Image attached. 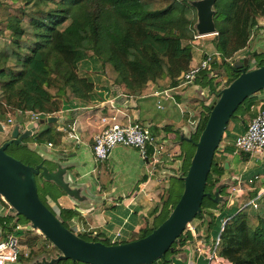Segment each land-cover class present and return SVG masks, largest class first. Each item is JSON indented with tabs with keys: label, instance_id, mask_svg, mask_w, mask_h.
Returning a JSON list of instances; mask_svg holds the SVG:
<instances>
[{
	"label": "trees",
	"instance_id": "trees-1",
	"mask_svg": "<svg viewBox=\"0 0 264 264\" xmlns=\"http://www.w3.org/2000/svg\"><path fill=\"white\" fill-rule=\"evenodd\" d=\"M192 1L0 0V121L4 122L12 111H34L47 116L58 113L74 99L90 101L94 82L88 75L79 74V67L87 65L89 61L97 64L107 81L134 95L148 94L152 87L167 89L177 86L193 58L192 46L184 44V41L193 40L197 35V12ZM214 10L217 34L212 43L223 61L219 62L216 58L211 70L199 74L196 84L209 88L210 95H215L216 99L210 105L202 101L198 103L203 108L198 129L191 134V140L181 143L179 158L183 160V176L188 172L196 151L195 143L220 93L212 74L218 69L226 72L223 87L240 76L241 70L229 59L248 46L257 20L264 19V0H216ZM250 56L255 59L257 68L264 66V53L255 51ZM250 69L249 65L246 70ZM258 102L256 95L246 98L228 122L225 134L234 130L236 119L247 128L256 113ZM35 138L43 144L57 141L59 135L52 129H46ZM186 142L191 148L184 146ZM10 147L16 145H9L7 153ZM217 152L208 174L201 213L196 218L202 219L207 238L220 236L218 253L221 257L232 264H264V211L262 214L249 213L247 204L251 193L248 185L235 207L219 209L220 202L215 198L217 193L225 196L228 186H219L224 180L227 160L218 157ZM241 156L245 161L249 159L247 154L241 153ZM37 160L36 164L43 162L40 158ZM183 191L184 180L173 176L169 187L163 190L160 202L150 217L145 218L140 231L132 232L130 238L122 243L137 241L151 234L169 217ZM63 193L55 184L38 182L41 201L65 227L86 241L119 244L111 243L95 231L76 232L70 223L79 212L58 203ZM50 200L56 203V207L50 204ZM217 210L220 211L219 215L215 214ZM154 215L152 229L150 218ZM21 219L28 222L22 215L2 218L4 234L13 232L9 229H14ZM11 222L15 225L8 229ZM23 232L18 230L16 233L21 235ZM190 238L192 234L185 231L179 245H184ZM36 243V238L28 240L31 259L48 248V245L37 247ZM177 245H173L175 250L172 254L178 252ZM59 254L55 253L56 257ZM170 254L166 253V259L154 263L169 264ZM68 262L71 261L61 260L57 264ZM208 263L206 259L201 262Z\"/></svg>",
	"mask_w": 264,
	"mask_h": 264
},
{
	"label": "crops",
	"instance_id": "crops-1",
	"mask_svg": "<svg viewBox=\"0 0 264 264\" xmlns=\"http://www.w3.org/2000/svg\"><path fill=\"white\" fill-rule=\"evenodd\" d=\"M214 36L206 38L209 39L208 43L203 40V37L206 36L193 41L191 66L198 64L205 53L211 52L212 49L215 50L212 43ZM255 51L264 53V19L262 18L257 20V26L248 46L238 53L237 58L250 56ZM250 60L252 59L250 58ZM253 60L254 65L249 61L252 69L256 68L255 59ZM205 90L207 88H203L195 82L183 87L175 86L167 89L152 87L148 94L134 95L105 81L100 88L95 86L90 101L74 99L58 113L51 114V116H56L58 121L46 122L40 126L38 133L52 129L59 135V138L55 142L43 143L44 150L40 149V152L43 157L47 158L44 160V164L50 171L57 170L56 161L63 166H68L67 180L70 179L73 186L80 189L82 197H87L86 201L80 202L59 187L64 193L59 196L58 203L64 208H72L79 212V215L70 223L72 228L80 233L95 231L102 238L116 240L118 243L128 240L132 232L140 231L145 218L150 217L155 206L160 202L163 190L170 183L173 176L169 177V175L175 173L173 167L181 161L179 158L181 134L189 137L191 133H194L193 122L200 118L203 109L201 105L199 106V101L206 105H209L211 101V96L207 95ZM164 91H168L170 96L156 95V92ZM257 93L255 95L259 102L256 109L264 103V92ZM109 99H112L115 107H111ZM113 116L123 122L139 121L144 123L150 127L154 134L161 137L167 148V153L163 154L161 162L157 164L151 160L148 162L141 157L138 150L119 145L112 150L107 161L97 163L93 154L94 136L103 127L102 117ZM10 117L13 118L14 123L5 126L6 134L2 136L1 143L10 139V133L16 123L24 124L31 120L18 113ZM7 118L8 116L6 120ZM6 120L1 122L5 123ZM238 122L239 120L236 121L234 130L226 133L230 140L220 149L221 154L217 152V156L226 158L229 169H233L235 172L238 171V168H242V171L238 173L239 177L255 178L256 187L264 188V156H251L245 161L241 154L235 153L233 150L234 139L246 129L245 126L239 128ZM69 125H73V131ZM49 143H52L53 146H48ZM230 153H235L231 154L233 157L237 154L240 162L234 164L228 161L227 157ZM262 199H264V195ZM51 203L56 207L55 202L51 201ZM233 207L235 205L229 206L226 202L223 209L229 210ZM215 214L219 215L220 211H215ZM9 215L15 216L13 208H10L0 195V220ZM17 224L21 225L20 222ZM13 225L15 224L12 222L8 223L7 228L9 229ZM9 230L15 231V229ZM198 230L200 231V228ZM23 231L19 235L21 240L26 230ZM118 231L120 236H117ZM191 234L192 237L197 235ZM5 236L0 221V240ZM213 239L214 236H210L209 239L203 237L202 240L208 246ZM198 245L199 243L196 244V248ZM179 249L169 264H201L202 260L206 259L205 255L196 254L191 246L183 245ZM31 257L22 258L16 264H30L35 259H31ZM67 264L72 263L68 262Z\"/></svg>",
	"mask_w": 264,
	"mask_h": 264
},
{
	"label": "water",
	"instance_id": "water-1",
	"mask_svg": "<svg viewBox=\"0 0 264 264\" xmlns=\"http://www.w3.org/2000/svg\"><path fill=\"white\" fill-rule=\"evenodd\" d=\"M215 2L216 0L192 1L197 12L195 29L200 36L217 34L214 21ZM249 61L250 56L236 60L233 65L241 70L240 76L230 85L219 89L220 93L217 95V101L210 112L206 126L195 143L196 151L187 174L181 175L183 173V160H181L173 167L175 173L169 175V177L177 176L184 180L181 199L169 217L155 229L153 228L156 215L152 216L150 227L153 232L137 241L116 245H106L102 241L90 242L65 227L56 214L41 201L38 194V182L42 183L44 180L53 182L69 196L80 202L86 201L87 197L81 196L80 189L73 186L70 179L67 180L68 166H63L56 161L57 170L50 171L44 163L31 166L6 152L9 145H18L23 138L37 135L41 125L46 122H57L58 118L49 116L39 120H30L24 124L16 123L10 133V139L0 145V195L16 210L17 215L28 219L33 225H30L31 228L43 234L60 253L57 257L51 256L50 258L42 254L30 264H57L61 260H70L72 264L76 262L154 264L159 259H166V253H173L175 250L173 245L181 242L182 233L201 213L208 174L225 135L228 122L246 98L264 91V66L247 71ZM199 121L200 118L195 124L194 132L198 129ZM0 133H6V128L1 121ZM190 136L186 137L181 134L179 142L191 140ZM38 153L42 155L40 149ZM44 160L47 158L44 157ZM225 167L229 168L228 162L225 163ZM232 183L229 184L223 180L219 186L229 187ZM215 200L220 202L219 209H221L227 201V196H220L217 193ZM49 202L51 204V201ZM174 255L172 254L168 260L171 261Z\"/></svg>",
	"mask_w": 264,
	"mask_h": 264
},
{
	"label": "built area",
	"instance_id": "built-area-1",
	"mask_svg": "<svg viewBox=\"0 0 264 264\" xmlns=\"http://www.w3.org/2000/svg\"><path fill=\"white\" fill-rule=\"evenodd\" d=\"M195 37L200 38L202 36L196 35ZM216 55H218L217 52L205 53L203 59L198 64L190 66V68L182 75L177 86L183 87L195 83L201 72L211 70L212 62L217 58ZM156 95L170 96L168 91L156 92ZM108 102L111 107H115L112 99H109ZM16 113L26 116L31 120H39L44 117L43 113H37L34 111H18ZM102 122L103 127L94 136L93 143V154L97 163L107 161L112 150L119 145L138 150L144 160H147L148 162L151 160L154 164L161 162L163 154L167 153L165 141L158 135L154 134L150 127L144 123L139 121L123 122L115 116L110 118L102 117ZM196 122L197 121H194L193 124L195 125ZM13 123V118L8 115L6 122L3 124L6 126ZM69 128H71V131L74 130L73 125H69ZM73 136L76 137V135ZM48 146L52 147L53 145L52 143H49ZM233 146L235 152L247 154L249 157L256 155L264 156V103L256 109V113L245 131L234 139ZM236 179V182L228 188L227 204L229 206H236L246 190V185H248L252 196L247 206L249 208L258 209L260 205L259 199H262L264 195V188L256 187L255 178L245 179L238 177ZM3 200L10 208H12L5 199ZM225 222L226 219L222 222L223 227ZM14 229V232L7 234L0 240V264H16L22 258L28 259L31 256V248L24 246L21 243L20 236L16 233L18 230H25V227L17 224ZM186 230V232L196 234V230L191 223L187 226ZM76 232L80 233V231L77 230ZM117 236H120L119 231L117 232ZM202 239H200V243L196 250L199 255H205L206 260L209 262L208 264H232L221 257L218 253L220 248V236L215 237L208 246L205 245V242ZM47 245L48 247L50 245L53 246L50 241Z\"/></svg>",
	"mask_w": 264,
	"mask_h": 264
},
{
	"label": "rangeland",
	"instance_id": "rangeland-1",
	"mask_svg": "<svg viewBox=\"0 0 264 264\" xmlns=\"http://www.w3.org/2000/svg\"><path fill=\"white\" fill-rule=\"evenodd\" d=\"M6 1L7 2H10V0H6ZM209 36L203 37L204 38L203 40L206 42L207 40H209V39H206V38H212V36H214V35H209ZM197 39L200 40L198 37H195L193 40H190V41L189 40H186V41H184V44L185 45L186 44H190L191 46H193V44H194L193 41L194 40H197ZM207 43H208V41H207ZM210 47L211 46H209V48ZM214 52H216V50H213L212 49V51L210 53H214ZM237 55H238V53L235 54L232 59H229V61H231L232 64H234V62L236 60H238ZM216 57L219 60V62H222L223 61L222 58H221V56L219 55V53H218V55H216ZM250 58L252 59V60H250L251 61V64H252L254 60H253V57L252 56H250ZM192 60H193V58H192ZM252 65H254V63ZM250 67H251V65H250ZM79 74L81 76L82 75H88L89 77H91V79L93 78L94 86H96L98 88L101 87V84L102 83H105V81H107L106 77L101 73L100 69H98L97 64L94 63V62H92V61H89L87 65H85V64L81 65L79 67ZM212 75L215 77L214 78V80H215V83H214L215 86L218 89H221L224 86V83L226 82V78H227L226 72L224 70H222V69H218V70L214 71V73ZM205 92H206L207 95H210L209 88H207V90H205ZM261 93H263V92H261ZM210 96H211V101H210L209 105L212 104V102L216 99V96H214V95H213V97H212V95H210ZM15 114H17V113L12 111V112H9L7 114V116L8 115L14 116ZM235 121H238V119H236ZM238 124H239V126H238L239 128L240 127L243 128V126H240L241 125L240 121L238 122ZM5 134L6 133H3V134L0 133V143L2 141V136H4ZM229 140L230 139H229L228 135L225 134L224 135V138H223V141L221 142V144L219 146L218 154H221L220 149H222ZM42 146H43V144H40L36 140V138L34 136H31V137H28V138H23L21 140V143L20 144L16 145V147H14V148L10 147L7 151H8V153L11 156L15 157L16 159H18V160H20V161H22L24 163H29L28 165L36 166L37 165L36 163L38 162L37 159H39V158L43 162H45L44 161V157L42 155H40V153H38V149L44 150V148ZM184 146L186 148H191V145L189 144V142H186ZM235 153L240 154L239 152H235ZM235 153H230V155L227 158H228V161L233 162L234 164H237L236 162H238V163L240 162V159H239L238 155L236 154L234 157L231 156V154H235ZM243 169H244V167H243ZM240 171H242V168H238V171L237 172H235L233 169H229V168L226 169V171L224 173V176H223V177H225L224 180H226L229 184L232 183L235 178H238L239 177L238 173H240ZM232 185H233V183L230 186H232ZM224 195L227 196L228 194L226 193ZM259 200H260L259 201L260 205H259V208L258 209H254V208H249L248 209V211H249L250 214H253L255 212H258V213H261V214L263 213V211H264V199H259ZM226 202L223 205V207H225ZM51 205H52V203H51ZM52 206H54V205H52ZM13 213L15 215H17V212H16V210L14 208H13ZM26 220L28 222H26L24 219H21L20 220L21 226H24L25 227V230H26L24 236H22L21 243L24 246L30 247L29 244H28V240L31 239V238H36V240H37V243H36L37 244V247L46 246L48 244L47 243V238L43 234H41L38 230H33L31 228V226H30V225H32V223L28 219H26ZM191 224H192L193 228H195L197 235H196V237L194 236V237L188 239L184 245H188L189 247L191 246L192 249L195 250V253L198 254V251L196 250V244L197 243H200L199 240L201 238H203V237H206L207 238V233H206L205 227H203V221H202V219L195 218L191 222ZM198 228H200V231L198 230ZM109 241L111 243H115L116 242V240L115 241L109 240ZM120 243H122V242H119V244ZM176 247H177L176 249H178V251H179L180 250L179 247L181 248V247H183V245L180 246L178 244ZM46 250L47 251H45L42 254L43 255L45 254L48 258H50L51 256H54L55 253L56 254L58 253V251L55 250V247L54 246H51V245L48 248H46ZM41 255H39L37 257H40ZM171 255H172V253H171Z\"/></svg>",
	"mask_w": 264,
	"mask_h": 264
}]
</instances>
